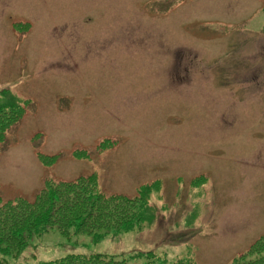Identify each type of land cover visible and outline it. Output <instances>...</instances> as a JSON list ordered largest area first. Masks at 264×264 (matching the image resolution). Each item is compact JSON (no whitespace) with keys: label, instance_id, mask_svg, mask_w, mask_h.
<instances>
[{"label":"rangeland","instance_id":"374dc122","mask_svg":"<svg viewBox=\"0 0 264 264\" xmlns=\"http://www.w3.org/2000/svg\"><path fill=\"white\" fill-rule=\"evenodd\" d=\"M263 5L0 0V95L25 111L0 145L3 198L94 176L107 196L155 183L160 211L97 246L50 231L3 264L138 252L155 259L132 264H231L262 238Z\"/></svg>","mask_w":264,"mask_h":264},{"label":"trees","instance_id":"16d2710c","mask_svg":"<svg viewBox=\"0 0 264 264\" xmlns=\"http://www.w3.org/2000/svg\"><path fill=\"white\" fill-rule=\"evenodd\" d=\"M24 115V108L16 97H8L4 93L0 95V145L6 143L7 133L19 124ZM73 157L83 158L77 153ZM38 159L47 168L56 162L54 157L39 156ZM44 184L43 189L30 201L23 197L5 200L0 187V264L5 263L8 257L18 256L34 239L50 231H57L65 239L72 235L84 236L97 246L109 238L117 239L152 226L160 212L150 204V197L159 191L155 183L140 187L134 198L105 195L99 191L94 176L73 181L55 182L51 179ZM143 256L151 258V262L155 259L153 252H138L129 257L90 254L70 255L37 264H132ZM231 262L264 264V236ZM175 264L196 263L188 258Z\"/></svg>","mask_w":264,"mask_h":264}]
</instances>
